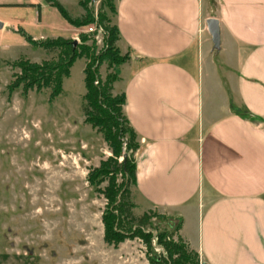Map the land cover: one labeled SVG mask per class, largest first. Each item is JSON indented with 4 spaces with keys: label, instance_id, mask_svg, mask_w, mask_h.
I'll return each instance as SVG.
<instances>
[{
    "label": "crops",
    "instance_id": "1",
    "mask_svg": "<svg viewBox=\"0 0 264 264\" xmlns=\"http://www.w3.org/2000/svg\"><path fill=\"white\" fill-rule=\"evenodd\" d=\"M57 1L84 16L81 0ZM0 9V37L82 31L44 0ZM108 18L128 57L111 92L136 137L135 199L180 221L198 264H264V0H114Z\"/></svg>",
    "mask_w": 264,
    "mask_h": 264
},
{
    "label": "rangeland",
    "instance_id": "2",
    "mask_svg": "<svg viewBox=\"0 0 264 264\" xmlns=\"http://www.w3.org/2000/svg\"><path fill=\"white\" fill-rule=\"evenodd\" d=\"M98 8L99 3H92L95 20ZM77 9L67 8L71 15ZM87 26L81 27L76 44L84 36V46L97 55L102 42L86 33ZM56 56L57 51L44 52L19 35L0 37V264H149L139 239L117 246L104 240L106 200L101 191L107 181L90 184L88 175L112 154L102 134L85 123L87 60L74 61L54 99L52 85L26 93L23 85L8 91L20 73L18 61L41 63ZM113 68L101 63V80L115 73ZM129 192L133 215L150 217L146 230L174 233L175 218L139 204L132 185Z\"/></svg>",
    "mask_w": 264,
    "mask_h": 264
},
{
    "label": "trees",
    "instance_id": "3",
    "mask_svg": "<svg viewBox=\"0 0 264 264\" xmlns=\"http://www.w3.org/2000/svg\"><path fill=\"white\" fill-rule=\"evenodd\" d=\"M44 1L55 8L68 24L76 28L94 23L101 26L103 29L101 52L95 55L94 48L84 46L83 43L86 41L84 36H80L82 43L79 46L73 45L72 40L63 38L37 42L20 31L27 43L44 51H57V56L41 63L18 61L15 67L20 73L8 86V91L13 92L23 85L26 93L31 89L40 90L52 85L50 97L54 99L61 93L63 79L68 76L74 61L84 57L87 60L83 69L85 123L102 134L112 154L88 175L90 184L107 181L106 187L101 191L106 200L101 218L105 242L117 246L128 239H139L147 249L149 264H198L197 254L190 251L181 238L177 237L174 240V234L176 235L181 226L179 220L175 221L173 234L165 231H157L154 234L144 227V222L150 219L148 214H143L142 218L138 219L132 213L129 186L135 184L136 167L133 155L137 150L136 137L122 113L124 95H113L111 92L112 84L117 80L116 74H108L101 80L98 71L101 63L105 61L112 68L125 63L128 59L127 56L119 54L115 45L117 28L110 24L106 13V10L114 13V0H100L96 20L91 12L93 0L80 1L85 14L79 19H72L57 0ZM117 176L121 178L119 184L116 183ZM154 249H157L159 254H155Z\"/></svg>",
    "mask_w": 264,
    "mask_h": 264
},
{
    "label": "water",
    "instance_id": "4",
    "mask_svg": "<svg viewBox=\"0 0 264 264\" xmlns=\"http://www.w3.org/2000/svg\"><path fill=\"white\" fill-rule=\"evenodd\" d=\"M207 30L211 37L212 50L217 51L220 47V39H219V25L218 21L214 18H210L206 20ZM2 28V24L0 23V29ZM73 45H76V41H73ZM125 156H123L124 158Z\"/></svg>",
    "mask_w": 264,
    "mask_h": 264
},
{
    "label": "built area",
    "instance_id": "5",
    "mask_svg": "<svg viewBox=\"0 0 264 264\" xmlns=\"http://www.w3.org/2000/svg\"><path fill=\"white\" fill-rule=\"evenodd\" d=\"M86 33L94 35V39L99 42H102L103 29L98 24L94 23L90 26H87Z\"/></svg>",
    "mask_w": 264,
    "mask_h": 264
}]
</instances>
